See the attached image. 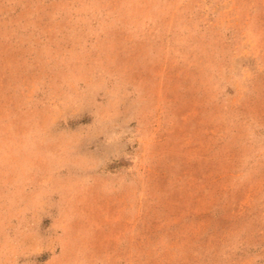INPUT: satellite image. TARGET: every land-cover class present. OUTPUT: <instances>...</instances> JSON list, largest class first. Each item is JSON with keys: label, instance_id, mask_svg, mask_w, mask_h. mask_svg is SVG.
<instances>
[{"label": "rangeland", "instance_id": "rangeland-1", "mask_svg": "<svg viewBox=\"0 0 264 264\" xmlns=\"http://www.w3.org/2000/svg\"><path fill=\"white\" fill-rule=\"evenodd\" d=\"M0 264H264V0H0Z\"/></svg>", "mask_w": 264, "mask_h": 264}]
</instances>
